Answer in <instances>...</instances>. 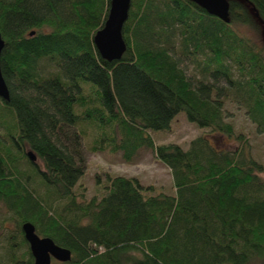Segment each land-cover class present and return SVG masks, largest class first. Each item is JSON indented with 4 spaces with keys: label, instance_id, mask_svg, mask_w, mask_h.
Wrapping results in <instances>:
<instances>
[{
    "label": "trees",
    "instance_id": "obj_1",
    "mask_svg": "<svg viewBox=\"0 0 264 264\" xmlns=\"http://www.w3.org/2000/svg\"><path fill=\"white\" fill-rule=\"evenodd\" d=\"M109 1L0 0V210L13 222L0 264H33L25 221L70 251L58 264H264V165L224 111L238 104L264 134V44L238 30L264 22V0H228V22L193 0H130L125 50L106 60L93 36ZM181 111L235 147L156 143ZM84 121L94 152L151 149L174 192L104 172L87 198Z\"/></svg>",
    "mask_w": 264,
    "mask_h": 264
},
{
    "label": "rangeland",
    "instance_id": "obj_2",
    "mask_svg": "<svg viewBox=\"0 0 264 264\" xmlns=\"http://www.w3.org/2000/svg\"><path fill=\"white\" fill-rule=\"evenodd\" d=\"M255 25H239L238 30L250 37L259 44H264V22L253 19ZM187 75L196 73L193 67L186 62L183 63ZM225 120L233 125L234 132H241L249 142L252 156L264 165V134L256 130L255 125L250 121L245 110L238 104L225 100L224 103ZM79 128L84 131L82 143L85 157V168L78 179L76 186L84 188L85 196L88 198L98 192L94 183L95 173L121 174L134 176L143 184H152L156 190L166 193H173L174 186L170 170L163 163L154 158L151 149H139L130 161H125L121 152H112L108 149L102 151H92L90 145L95 137L96 129L87 121L81 122ZM204 135L217 148H233L235 142L223 134L211 131L210 128H200L187 120L184 112L177 113L167 131H155L152 136L156 143L179 144L182 148H187L189 141L198 136ZM8 216V215H7ZM4 213L0 210V250L7 245V234L12 228L13 222L9 220L2 222ZM6 226V227H3ZM8 227V228H7ZM51 264H58L51 261Z\"/></svg>",
    "mask_w": 264,
    "mask_h": 264
},
{
    "label": "water",
    "instance_id": "obj_3",
    "mask_svg": "<svg viewBox=\"0 0 264 264\" xmlns=\"http://www.w3.org/2000/svg\"><path fill=\"white\" fill-rule=\"evenodd\" d=\"M206 12L226 22L228 18V0H193ZM130 0H110L107 17L103 26L93 36V43L101 57L106 60L119 59L125 50V42L122 37V26L127 18ZM4 41L0 35V52ZM0 97L8 98V88L0 70ZM31 160L35 156L31 151L27 152ZM23 236L29 245L33 258V264H51L52 259L66 261L70 258V251L56 244L48 236H40L36 233L34 225L25 221L21 225Z\"/></svg>",
    "mask_w": 264,
    "mask_h": 264
}]
</instances>
